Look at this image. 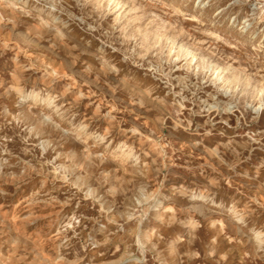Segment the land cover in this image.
<instances>
[{"label":"rangeland","instance_id":"obj_1","mask_svg":"<svg viewBox=\"0 0 264 264\" xmlns=\"http://www.w3.org/2000/svg\"><path fill=\"white\" fill-rule=\"evenodd\" d=\"M0 264H264V0H0Z\"/></svg>","mask_w":264,"mask_h":264},{"label":"bare ground","instance_id":"obj_2","mask_svg":"<svg viewBox=\"0 0 264 264\" xmlns=\"http://www.w3.org/2000/svg\"><path fill=\"white\" fill-rule=\"evenodd\" d=\"M161 203V200H159V204ZM161 205V204H160Z\"/></svg>","mask_w":264,"mask_h":264}]
</instances>
